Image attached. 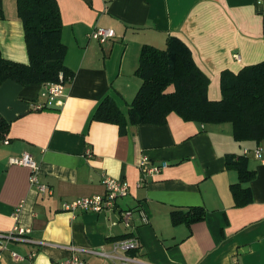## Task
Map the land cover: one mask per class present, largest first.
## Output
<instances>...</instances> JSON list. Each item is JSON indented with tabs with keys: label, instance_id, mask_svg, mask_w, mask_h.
Returning <instances> with one entry per match:
<instances>
[{
	"label": "crops",
	"instance_id": "crops-1",
	"mask_svg": "<svg viewBox=\"0 0 264 264\" xmlns=\"http://www.w3.org/2000/svg\"><path fill=\"white\" fill-rule=\"evenodd\" d=\"M56 1L72 72L62 91L0 84V114L11 122L0 144V233L16 223L31 229L26 240L5 243L1 264H59L72 254L68 246L86 264H114L97 251L111 252L112 242L127 234L140 241L132 254L150 264H264V162L253 154L258 145L264 150V140L237 141L230 122L186 121L175 112L166 124H130L125 132L93 119L106 96L128 110L142 84L136 70L143 45L165 49L169 36L190 47L210 79L209 98L220 100L223 71L238 73L264 60V0ZM96 27L114 28L116 36L93 39ZM0 47L4 57L29 62L17 0H0ZM25 152L37 161L50 194L32 186L29 167L10 162ZM233 153L247 156L256 173L243 183L252 200L242 206L231 191L238 173L226 165ZM144 156L167 166L138 186ZM105 175L131 187L115 208L63 209L64 202L103 194ZM193 206L206 209L204 220L172 223L173 211ZM127 210L130 228L122 221Z\"/></svg>",
	"mask_w": 264,
	"mask_h": 264
},
{
	"label": "trees",
	"instance_id": "trees-1",
	"mask_svg": "<svg viewBox=\"0 0 264 264\" xmlns=\"http://www.w3.org/2000/svg\"><path fill=\"white\" fill-rule=\"evenodd\" d=\"M18 15L24 30L29 62L4 57L0 47V84L7 80L21 85L64 83L72 76L65 64L68 52L62 39V15L56 0H17ZM136 74L142 79L133 101L124 112L117 102L106 96L93 115L94 120L118 124L125 132L128 125L166 124L168 115L177 113L186 121L233 125L237 141L264 140V60L243 67L238 73L222 72V98L208 96L209 77L197 65L190 47L176 36L167 38L161 49L143 45ZM11 122L0 114V144L6 140ZM226 165L236 170L239 181L231 185L236 205L252 200L249 187L256 173L249 168L245 155L229 154ZM174 225L204 220L206 209L193 206L173 211ZM127 234L123 237H127ZM120 237V238H123Z\"/></svg>",
	"mask_w": 264,
	"mask_h": 264
},
{
	"label": "built area",
	"instance_id": "built-area-1",
	"mask_svg": "<svg viewBox=\"0 0 264 264\" xmlns=\"http://www.w3.org/2000/svg\"><path fill=\"white\" fill-rule=\"evenodd\" d=\"M89 36L100 42H106L116 36V31L114 28L110 27H96L89 34ZM64 77V73H60V81L56 83H50L48 85L49 93L58 94L62 91L65 79ZM249 153L250 150H244L245 155ZM253 154L262 162H264V150L262 146L258 145L255 149H253ZM10 162L12 164L29 167L31 169L30 181L32 186L41 194L51 193V188L46 183L40 180L39 165L30 153L25 152L22 156L11 157ZM139 164L141 177L138 186L143 185L147 176L159 174L167 166L166 163H152L146 156L141 159ZM103 183L106 189L103 194H93L90 196L80 197L72 201L64 202L63 209L74 214L78 211H93L99 213L104 210L115 208L118 200L122 197L127 196L131 191L129 182L123 178H115L105 175ZM21 208L22 205L20 204L14 212L13 216L16 220L19 219ZM131 217L132 211H124L122 215V221L128 228L132 227ZM30 230L31 229L29 227H25L20 225L19 223H16L10 231L0 233V264L2 261L1 249L5 247V243L10 239L26 240L27 238L25 236L30 232ZM139 247V238L136 235L130 234L127 237L119 238L113 241V250L111 252L97 251V253L109 258L114 264H150L132 254V252L138 250ZM68 248L73 251L72 254L69 257L61 260L59 264H86L76 253V251L78 250L77 247L68 246ZM14 255L18 256L21 259L23 258L16 253H14ZM34 255L35 253H32L30 256L33 257Z\"/></svg>",
	"mask_w": 264,
	"mask_h": 264
}]
</instances>
